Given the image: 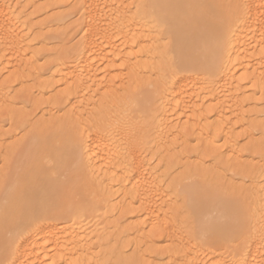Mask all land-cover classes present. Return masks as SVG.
Returning <instances> with one entry per match:
<instances>
[{
  "label": "bare ground",
  "instance_id": "1",
  "mask_svg": "<svg viewBox=\"0 0 264 264\" xmlns=\"http://www.w3.org/2000/svg\"><path fill=\"white\" fill-rule=\"evenodd\" d=\"M146 1L174 41L176 68L165 70L167 65L163 63V57H159L155 60H161L162 64L150 70L154 65L149 62L160 55L153 58L157 48H154L150 23H144L146 32L138 26L142 13L139 10ZM11 2L3 0L0 3V64L4 65L3 70H25V57L31 46L24 42L27 36L23 38L20 30L26 28L28 22L24 13L12 7ZM234 2L235 16L220 13L218 22L207 15L212 8L218 9L213 0H144L138 4L134 0H77L75 14L80 19L74 27L81 33L77 47L60 57L53 67L54 73L49 75L54 84L64 87L53 102L57 116L52 118L51 125L77 122L82 112L89 108L86 106L91 99L96 108L101 103L100 98H105L108 107L103 105V110H109L96 119H93V110L86 111L94 122L92 133H87L89 129L76 131L72 128L69 136L57 140L66 128L59 127L58 131L43 129L28 136L18 149L20 152L0 190V264H98L95 250L101 246L92 247L91 239L103 238L101 232L94 235L88 228L89 232L83 229L85 226L77 220L81 213L80 203L73 204L75 195L87 183L106 195L108 204L115 194L112 189L117 186L120 193L116 192L128 208V216L135 221L128 234L134 236L138 259L143 258L140 245L146 247L153 241L152 237L140 232L150 229L170 245L165 251L149 255L156 264H264V150L255 156L258 160L252 165L249 176H238L248 185L249 212L236 205L242 202L239 197L243 194L220 196L213 195L214 192V197H207L203 193L207 194L208 188L201 191L196 185L200 183L184 189V193L193 198L189 204L198 218L194 235L205 247L193 245L177 222H173L171 228L164 224L172 207L166 204L167 196L159 182L164 184L172 174L161 179L158 176L159 182H156V172L150 168L146 156L151 143L149 127L135 124L127 113L131 101L128 98L124 102L125 96H121L125 88L119 73L129 71L132 79L128 83L133 85L139 80L148 83L146 77L155 70L167 71L169 80L159 82L158 106L151 126L149 124L150 128L155 125L153 140H156L155 148L158 147L154 153L157 158L172 153L174 163L180 166L190 158L173 149L178 143L177 136L182 140L184 117L187 123L196 124V129L207 140H212L214 133L224 135L226 155L223 164L244 157L234 147L237 144L232 140V131H235L233 126L242 124L241 119L248 114L249 118L264 116L263 110L254 111L257 105L249 113L242 111L246 102L253 106L258 103L254 99L243 101L239 98L247 82L264 94V0ZM113 41L119 44L114 45ZM142 44L147 47L138 55L134 54L132 61L130 58L134 55L127 51ZM144 60L147 63L142 65ZM102 65L105 69H100ZM238 71H242L239 78L235 76ZM101 72L104 75L98 79ZM42 75L38 73V78ZM95 98H99L97 103ZM206 104L212 108L202 117L196 116L201 114L200 106ZM209 118L214 120L201 126L202 121ZM256 126L263 128L264 123ZM246 133L248 138L253 136L252 132ZM180 145L176 148H182ZM20 157L26 161L24 167L19 166ZM51 173L67 180H52ZM83 197L86 200L85 195ZM80 202L89 205L86 201ZM235 242L241 244L239 253L231 252L229 256L214 253L215 248L224 249ZM174 248H179L183 254L177 255ZM123 254L117 251L115 256L121 258ZM106 257L102 253L98 258L105 261Z\"/></svg>",
  "mask_w": 264,
  "mask_h": 264
},
{
  "label": "rangeland",
  "instance_id": "2",
  "mask_svg": "<svg viewBox=\"0 0 264 264\" xmlns=\"http://www.w3.org/2000/svg\"><path fill=\"white\" fill-rule=\"evenodd\" d=\"M2 1L3 0H0V3H2ZM10 1H12V7L22 11L25 19H27L28 25L26 28H22L23 31L20 30V35L22 37L27 36L25 37L24 42H27L31 47L29 48L30 50H28L27 57H25L27 61V69L18 70L15 68H9L8 70H3L4 65L0 64V190L8 179L12 162H14L17 153L20 152L18 149L20 150L24 145L28 136L43 129L58 131L59 127H64L67 130L61 132L63 134L58 135L59 138H56L57 140L69 136L72 128L76 131H88L89 129L87 133H92V125L94 122H92V118H90L92 115L88 112L93 110V119H96L99 114L109 110V108L103 110V105L108 107L105 98H100L102 104L99 102L100 104H98L96 108L92 106V101L94 100L91 99V102H88V105L86 106V108H89L82 112L84 115L82 114L80 120L77 119V122L76 120H73L71 121L73 122L72 124H63L60 122L57 125H51L52 118L57 116L55 109L53 110V102L64 90V87L60 84H54V81H51L50 76L51 73H54L55 71L53 67L57 64L58 59L65 56L66 52H72L73 49L77 47V41L81 34L80 30L74 27L80 19L79 15L75 14L77 0H32L33 2L31 0H28L29 2L26 0ZM141 1L144 0H134V3L138 4ZM213 1L216 3L218 9L212 8L210 14H207L211 19L216 18L218 22H220V13L228 16H235L237 13L234 0ZM141 7L143 8L139 10L142 11V13L139 14L141 19V21L138 20L139 29L146 32V30L143 29L144 23H150L151 26L149 30H152V39H155L154 48H157L153 54V58L160 55L158 58L155 57L153 62H149L154 65L150 70H153L156 66L162 64L161 60L156 61L159 57H163V63L167 65L165 70L176 68L177 57L174 54V41H172L171 37L168 35L166 28L157 21L147 1L144 3L142 2ZM61 16H67V18L63 19ZM143 17H145L146 20L142 19ZM27 22L25 23L27 24ZM154 31L156 34H154ZM113 44L118 45L119 42L117 41ZM146 47V44H142L127 52H131L133 55L137 53L136 55H138L142 52V49ZM136 55L129 58L133 61V58H135ZM145 63H147V61H142V65ZM119 64L120 63H117V65ZM104 65L106 66V64ZM104 65L100 66V69H102V67L104 68ZM38 73H42L43 78H38ZM114 73L111 72L113 75ZM152 73L153 74L146 77L151 85H148L149 82L147 83L144 80H139L132 85L131 83H128V80L132 79V74L129 71L122 72L121 74L119 73V76L121 75L124 79L125 88V92H123L121 96L123 98L125 96L124 102H126L128 98L130 99L131 107L127 113L130 115V118L134 120L135 124L138 127H149L148 130H150V136L152 138H150V140L152 144L150 143L149 145V150L146 153L148 158H146L149 161L150 168L156 172L155 180L158 178L156 182H159V177L161 179L165 175L172 174L166 179L164 184L162 181L159 182V186L164 188L167 196V199L165 200L166 204L168 207H172V211H170V215L164 220V224L171 228L173 222H177L178 228L182 230L188 242L204 248V243L196 240V236L194 235L196 219L198 218L189 204L190 200H193V198L190 199L189 195L184 193V189L190 187L193 183H200V185L196 184L197 187L199 186L198 188H200L201 191L202 188H208V193H203V195H208L209 197H211L214 192L213 195L220 194V196L230 193L238 196L243 194V196L239 197L242 202L236 203V205H240L246 208V210L248 209L247 211L249 212L251 209V203L246 196V194H249L248 185L243 181L241 182L238 179V176H249L252 171V165L258 160L255 156L264 150V127L261 128L260 126H256L258 124L260 125V123H264V116L258 115V118L257 116L252 115L253 117L251 116V118H249L250 115L248 114L245 118L241 119L242 124L238 123L235 124L236 126H233L234 129H232L235 131H232V134L234 135L232 140L237 144V146L235 145L234 147L237 151L243 154L244 157L234 159L231 163H227L228 165L222 163L223 158L226 155V150L224 148L226 145L224 135L221 133L220 135L214 133L212 136L213 139L207 140V138L196 129V124L193 122L187 123L185 117L184 119L182 118L181 125L182 140L181 138L179 139L180 136H177L178 140L176 143H178L175 144L176 147H180V144H182V148H176L174 145L176 149H173L176 153L182 151L183 154L190 157L187 162L184 161L186 164L183 163V165L180 166L179 163H174L175 157L172 158V153L164 158L163 156L159 158L160 155H158L157 158V155L154 153H156L158 147L155 148L154 145H156V140H153L156 134L154 133L156 132L154 129L155 125H152L151 128L150 126L153 122L152 119L155 116L156 108L158 106L156 97L161 87L159 82L161 80H169V76L167 71L155 70ZM237 73L235 76L239 78L242 71L238 74ZM100 74L101 77L98 75V79L102 78L104 75L103 72ZM191 74L195 75L196 73ZM55 79L57 80L58 78ZM42 83V86L39 85ZM248 84L249 83L247 82V86L243 85L244 88H242V90L244 93H242L239 98L243 101L249 98L254 99L258 104L253 106L250 105L251 103L246 102L242 111L249 113L257 105L254 111L263 112L264 94L258 89L253 88L252 84ZM1 91L3 93H1ZM102 92L104 93V91ZM104 95H106V93H104ZM87 99L89 100V97H87ZM98 101L99 98L95 103ZM89 104L91 105L89 106ZM200 108L201 114L199 113L196 116L202 117L204 115L203 113L210 110L212 106L206 104L202 107L200 106ZM187 117H189V113H187ZM107 118L108 117H103L102 119ZM90 119L91 121H89ZM213 120L214 118H209L206 121H202L201 126L208 125ZM242 125H244L243 128ZM256 129L258 131H252ZM246 132H252L253 136L248 138ZM21 159L22 157H20L19 166L21 165L24 167L26 161L25 159L24 161ZM174 164L178 165L174 166ZM52 176L54 177L52 180L55 181L67 180H65L64 176H58L55 174H52ZM112 191L115 194L112 197L111 203L108 204L105 201L106 195L99 193L93 188V186L91 187V185L87 183L84 189H82L78 195H75L73 203H80L79 208L81 213L77 217V220L81 222V225L85 226L81 227L85 230H91V234L93 233L94 235H98L101 232L100 237L102 236L103 238L97 240L96 238L91 239L94 241H91V244H96L95 246L92 244V247L97 249L99 245L101 246L97 250L93 248L95 254L97 253L98 264H156V262L150 257L152 255L151 253L165 251L170 245L164 239L156 237V232H152L150 229L144 231L141 230L142 232H140V234L144 232L143 234L152 237L153 241L149 242L146 247H141L140 245V256L143 258L139 257L138 259L134 236L128 234V231L133 228L132 225L135 221L128 216V208L123 205L124 203L117 186L116 188L114 187ZM84 195L86 200L83 197ZM80 200L84 203L87 202L89 205L81 204ZM170 201H172V203H170ZM89 230L87 232H89ZM124 232L125 234H123ZM98 240L100 244L98 243ZM104 243L106 246L102 247ZM118 247L120 250L117 249ZM115 249H117L115 253H117V251H122V253H124L121 258H119L120 256H115V253H113V250ZM174 250L177 255L183 254V251L179 248H174ZM240 250V242H235L224 249L215 248L214 253L229 256L231 252L239 253ZM98 253L100 254L98 255ZM102 253H104L105 257L108 254V258L106 257V259L104 258L105 261L103 260L104 263H102V260L99 261L98 258L101 257Z\"/></svg>",
  "mask_w": 264,
  "mask_h": 264
}]
</instances>
